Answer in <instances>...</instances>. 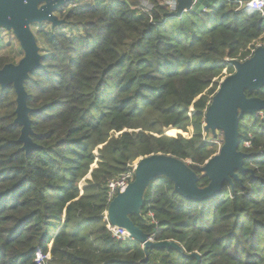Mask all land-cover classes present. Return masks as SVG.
<instances>
[{
  "label": "trees",
  "instance_id": "16d2710c",
  "mask_svg": "<svg viewBox=\"0 0 264 264\" xmlns=\"http://www.w3.org/2000/svg\"><path fill=\"white\" fill-rule=\"evenodd\" d=\"M239 1L171 18L163 0H71L56 12L65 22L35 25L42 66L25 86L39 147L30 153L15 89L0 86V264L47 253L44 264H264V112L240 116L251 171H237L218 197L189 201L162 175L130 215L182 251L118 238L107 216L109 181L153 154L186 161L209 185L201 167L221 146L204 129L207 110L231 61L264 43L262 13ZM23 55L20 46L0 53V68ZM246 93L264 98V87Z\"/></svg>",
  "mask_w": 264,
  "mask_h": 264
},
{
  "label": "water",
  "instance_id": "95a60500",
  "mask_svg": "<svg viewBox=\"0 0 264 264\" xmlns=\"http://www.w3.org/2000/svg\"><path fill=\"white\" fill-rule=\"evenodd\" d=\"M69 1L71 0H0V30L6 28L13 31L24 53L17 63H7L0 68V86L2 89L10 86L15 89V123L21 126L19 142L23 144L22 148L26 153L39 147L31 137L32 109L28 105L29 93L25 86L31 72L42 66L40 46L31 25L48 22L55 27L62 24L65 20L60 19L56 12ZM211 1L177 0V9L167 15L172 18L180 17L186 11L201 13ZM231 63L235 72L220 82L206 113L205 131L211 130L215 134L217 130H221L224 134L220 151L201 167L210 179L209 185L199 187V175L186 161L172 155L153 154L138 161L134 180L124 191L118 192L109 204L107 216L110 223L126 229L131 238L142 243L145 249L172 246L182 251L181 246L173 240H149V236L130 217L131 214L140 213L145 191L156 177H168L174 182L176 192L187 200L205 202L218 197L225 183H233V179H238L237 171H251L245 167V158L249 155L238 149L240 116L264 112V98L249 97L246 93L264 87V45L257 47L245 61L232 60ZM94 167L95 164L92 168Z\"/></svg>",
  "mask_w": 264,
  "mask_h": 264
},
{
  "label": "built area",
  "instance_id": "2783aa9c",
  "mask_svg": "<svg viewBox=\"0 0 264 264\" xmlns=\"http://www.w3.org/2000/svg\"><path fill=\"white\" fill-rule=\"evenodd\" d=\"M163 4H165L170 11H175L177 9V0H163ZM240 7H243L244 9L248 11H259L262 13L264 17V0H248L247 2H244L243 0L239 1ZM151 7V5L149 6ZM264 45L259 43L257 44L256 48ZM255 50H253L254 53ZM246 145L249 146L250 142L247 141ZM135 169L136 164L131 165L129 164L128 170L122 173L121 175L111 179L108 183V195H109V201L111 202L112 199L117 195L118 192L124 191L128 185L134 180L135 177ZM110 229L114 236L118 238H131L130 233L121 227H118L117 225L110 226ZM132 239V238H131ZM149 240L155 241L153 236H149ZM50 257V253H47L46 255L39 254L36 258L37 264H44L45 259Z\"/></svg>",
  "mask_w": 264,
  "mask_h": 264
},
{
  "label": "rangeland",
  "instance_id": "374dc122",
  "mask_svg": "<svg viewBox=\"0 0 264 264\" xmlns=\"http://www.w3.org/2000/svg\"><path fill=\"white\" fill-rule=\"evenodd\" d=\"M148 7L150 6V4L148 2L145 3V7ZM36 24H39V23H35V24H32L31 27H32V30L33 32L34 29H35V25ZM50 25H52L51 23H49ZM260 42H258L259 44ZM19 46H20V42L19 40L17 39V37L14 35L13 31L11 30H7L6 28H2L0 30V53L2 54H5V53H8V54H14L15 51H18L19 49ZM21 47V46H20ZM22 49V48H21ZM23 51V50H22ZM225 73V76L222 78V80L227 76L229 75L227 73V70L224 71ZM221 80V81H222ZM192 109V108H191ZM206 124V123H205ZM177 133V131H176ZM175 133V134H176ZM213 133V132H212ZM214 134V133H213ZM215 136V140L216 142H218L220 144V146L223 145V141H224V134L221 130H217L214 134ZM95 153L97 154V150L95 151ZM96 165V163H94ZM93 164V165H94ZM90 176L87 175L86 178H89ZM87 185V182L85 179H83L79 185L80 189H81V192L83 191L84 187Z\"/></svg>",
  "mask_w": 264,
  "mask_h": 264
},
{
  "label": "bare ground",
  "instance_id": "6f19581e",
  "mask_svg": "<svg viewBox=\"0 0 264 264\" xmlns=\"http://www.w3.org/2000/svg\"><path fill=\"white\" fill-rule=\"evenodd\" d=\"M137 165V164H136Z\"/></svg>",
  "mask_w": 264,
  "mask_h": 264
}]
</instances>
